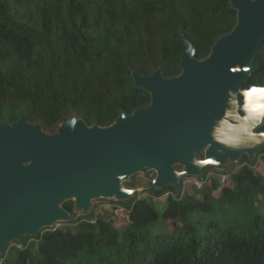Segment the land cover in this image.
<instances>
[{"label": "trees", "instance_id": "obj_1", "mask_svg": "<svg viewBox=\"0 0 264 264\" xmlns=\"http://www.w3.org/2000/svg\"><path fill=\"white\" fill-rule=\"evenodd\" d=\"M236 23L229 0H0V124L24 115L50 136L70 118L108 126L121 112L150 104L132 74H180L183 32L193 57L204 60ZM263 83L264 41L242 88ZM262 153L264 144L220 170L203 167V185L189 191L185 175L179 187L148 182L147 197L114 202L127 211L122 229L112 213L63 201L66 225L6 245L0 264H264V173L254 168ZM206 168L227 173L230 184H207ZM166 193L159 209L153 198ZM75 208L83 212L77 218Z\"/></svg>", "mask_w": 264, "mask_h": 264}, {"label": "water", "instance_id": "obj_2", "mask_svg": "<svg viewBox=\"0 0 264 264\" xmlns=\"http://www.w3.org/2000/svg\"><path fill=\"white\" fill-rule=\"evenodd\" d=\"M229 2L237 10V23L206 59L193 57L183 32L179 75L164 78L160 68L150 76L132 74L150 94L149 105L121 112L105 127L66 119L51 136L24 115L11 125L0 124V252L11 241L68 220L63 201L72 199L85 211L93 195L132 197L133 189L119 182L137 172H156L149 186L179 187L182 175L170 168L172 163H184V175L197 176L203 167L220 170L225 160L236 161L242 153L254 156L255 147L264 143L229 149L210 136L229 90L248 82L264 41V0ZM205 146L204 159L196 160Z\"/></svg>", "mask_w": 264, "mask_h": 264}, {"label": "clouds", "instance_id": "obj_3", "mask_svg": "<svg viewBox=\"0 0 264 264\" xmlns=\"http://www.w3.org/2000/svg\"><path fill=\"white\" fill-rule=\"evenodd\" d=\"M191 54V53H189ZM264 85L229 90L222 115L215 118L210 136L213 142L229 149L264 143ZM194 163L198 161L194 158Z\"/></svg>", "mask_w": 264, "mask_h": 264}, {"label": "rangeland", "instance_id": "obj_4", "mask_svg": "<svg viewBox=\"0 0 264 264\" xmlns=\"http://www.w3.org/2000/svg\"><path fill=\"white\" fill-rule=\"evenodd\" d=\"M71 115L69 114V116H71ZM59 125H61V123ZM54 131H57L56 128L54 129ZM40 132L46 136L51 134V132L46 131V130L43 131L41 129H40ZM207 147L208 146L203 147L198 152V154L196 155V160L200 161V160L204 159ZM223 163H224V165H227V164H229V161L225 160ZM224 165H222V166H224ZM170 168L173 171H175L181 175H184V171H185V164L184 163H181V162L172 163L170 165ZM254 168L257 171L264 173V153L259 155L256 163L254 164ZM232 170H233L232 167L228 168V172H230ZM206 172H207V175H206L205 180H206L207 184L209 183L210 179H212V178L218 179L221 186H225V185L230 184L229 175L227 173H224V174L216 173V172L210 170V168H206L204 170V173H206ZM217 172H219V171H217ZM155 177H156V172L154 170L140 171V172H137L133 177H128L127 179H123L119 183H120V185H122L124 187L128 186V187H130V189H133V191H134L133 195L136 194L134 197L137 196V198H145V197H147V192L145 191V186L148 182L152 181ZM201 177H203V176H201ZM182 179H183L182 180V188L184 191H189L192 185H195L197 188L200 187L201 185H203L202 181L199 178H197L196 175H185ZM219 190H220V188L217 189L216 191H214L213 193L215 195H217L219 193ZM167 195L168 194L166 193L160 197H154L153 198V201H155V203L157 204V207L159 209L165 203ZM116 200H119L116 196L93 195L89 200V205H88L87 209L85 210V212H91V213L93 212L96 214V213H100V212L105 210V211H107V213H112L113 217L115 218V219L113 218L114 219V225L118 229H122L127 224V221H128L127 220V211L123 207H121L119 204L114 203ZM82 213L83 212L81 210L75 208L74 209V218H77ZM65 222H68V221L67 220L66 221L60 220V221L55 222V224H53L52 226L61 227V226L66 225ZM68 224H71V223H68ZM135 225H139V222L136 221ZM165 225L166 226H164V227L166 230H169L172 227L171 222H166ZM164 227H161V229ZM8 245H9L8 247L15 246V243H14V241L13 242L11 241L10 243H8ZM17 247H18V245H17Z\"/></svg>", "mask_w": 264, "mask_h": 264}]
</instances>
